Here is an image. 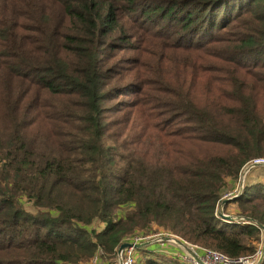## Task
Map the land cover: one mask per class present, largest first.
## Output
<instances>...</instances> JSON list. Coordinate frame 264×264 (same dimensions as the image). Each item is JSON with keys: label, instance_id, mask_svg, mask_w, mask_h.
<instances>
[{"label": "trees", "instance_id": "1", "mask_svg": "<svg viewBox=\"0 0 264 264\" xmlns=\"http://www.w3.org/2000/svg\"><path fill=\"white\" fill-rule=\"evenodd\" d=\"M133 51L125 82L114 60ZM260 158L264 0H0V264H116L159 231L247 259L264 167L223 207L251 223L216 212Z\"/></svg>", "mask_w": 264, "mask_h": 264}, {"label": "built area", "instance_id": "2", "mask_svg": "<svg viewBox=\"0 0 264 264\" xmlns=\"http://www.w3.org/2000/svg\"><path fill=\"white\" fill-rule=\"evenodd\" d=\"M249 166L264 167V158L254 159L248 165H245L239 174L237 187L233 191L227 193L223 197V199L237 196L238 190H239L240 176H241L242 172ZM253 167H251V168H253ZM247 172H246V174H247ZM246 174H245V176H246ZM162 237L177 238L173 235H169V234L161 232V231H159L155 234H149V233L148 234H136L132 237L126 238L123 241V243L128 244L129 247L125 248L121 251V253H120V264H142V261H141L142 257L140 256L139 252L135 249V246L139 245V244L146 243V242H150L153 240H158V242L154 243V245L158 246L157 251H159L160 253H162L164 255L178 259L180 262L185 263V264H230V261H233L234 264H256V262L259 258V255L261 253L260 251H258V252H256V254H254L253 256H251L247 259L229 260L224 255L220 254L219 252H216V251L210 250V249L201 248V247H198L195 245H191V244H188V243L182 241L181 239L177 238L191 250L192 254L196 258V260H195L182 247L175 245L171 242L160 241ZM167 246H169L171 249L169 250L167 248ZM115 262L117 264L116 255H115ZM88 264H100V259H99L98 253L95 254L90 259Z\"/></svg>", "mask_w": 264, "mask_h": 264}, {"label": "water", "instance_id": "3", "mask_svg": "<svg viewBox=\"0 0 264 264\" xmlns=\"http://www.w3.org/2000/svg\"><path fill=\"white\" fill-rule=\"evenodd\" d=\"M253 166H249L247 167L241 174L240 176V183H239V190H238V194L241 193V190H242V187H243V182H244V178H245V174L246 172ZM237 196H234V197H231V198H226V199H223L220 204L218 205L217 207V216L225 221H228V222H239V221H245L247 223H251L252 220L251 219H248V218H243V217H240V216H236V215H225L223 214V207L226 203L234 200ZM261 231L263 233V246H262V249H261V253L259 255V258L256 262V264H261L262 262V259L264 257V228L262 227L261 228ZM162 242H171L175 245H178L180 247H182L186 252H188L189 255H191L195 260V256L192 254L191 250L186 246L184 245L179 239L177 238H174V237H162L161 240ZM155 242H158V240H153V241H150V242H146V243H143V244H139V245H136L135 246V249L137 251H139L140 249L142 248H148L150 245L154 244ZM129 245L126 244V243H121L117 249H116V252H115V255L117 257V264H120V253L123 249L125 248H128ZM230 264H234L233 261H230Z\"/></svg>", "mask_w": 264, "mask_h": 264}, {"label": "rangeland", "instance_id": "4", "mask_svg": "<svg viewBox=\"0 0 264 264\" xmlns=\"http://www.w3.org/2000/svg\"><path fill=\"white\" fill-rule=\"evenodd\" d=\"M133 45H134V48H137V47H138V45H137L136 43H134ZM124 55H125V53L120 54L119 57L116 55L117 58H116V60H114V63H116L117 65H116L114 71H116L117 73H121V74L125 75V78H124L122 81H125V82H127V81H134V79L132 78V76H129V75L127 74V72H125L124 69H130V67H132V66H129L127 63H129L130 60L133 61V60L137 59V57H138V52L133 51V52H129V53L126 54L125 56H124ZM125 61H126V62H125ZM133 99H135V97H133V96H127V97L119 98L118 101H130V100H133ZM109 105H111V104H107V106H109ZM154 111H156V113H159V114L163 113L162 110H160V109H155ZM250 176L252 177V181H255L256 179H258V177L261 178V176H262L261 170H257L256 172H255V170L252 171L251 174H250L247 178H250ZM244 179H245V178H244ZM237 183H238V182H237ZM237 185H238V184H235V185L230 189L229 192L233 191V190L237 187ZM125 210H126L125 207H122V208L118 209V210L116 211V215H117V216H121V215H123L124 212H125ZM223 214H224V212H223ZM228 214H233V215H235V208H234L233 206L230 207V208L225 212V215H228ZM99 226H100V225H98V224L96 225V224H95V225L93 226V228H96V227H99ZM155 233H157V232H151V233H149V234H155ZM262 246H263V244H262ZM167 248H168L169 250L171 249L169 246H167Z\"/></svg>", "mask_w": 264, "mask_h": 264}, {"label": "crops", "instance_id": "5", "mask_svg": "<svg viewBox=\"0 0 264 264\" xmlns=\"http://www.w3.org/2000/svg\"><path fill=\"white\" fill-rule=\"evenodd\" d=\"M228 215H233V214H228ZM149 247L151 250H154V251L158 250V246H156V245H150ZM140 256L142 257V255H140ZM100 264H102L101 260H100Z\"/></svg>", "mask_w": 264, "mask_h": 264}]
</instances>
